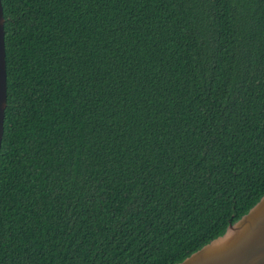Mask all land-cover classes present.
<instances>
[{"label":"trees","instance_id":"1","mask_svg":"<svg viewBox=\"0 0 264 264\" xmlns=\"http://www.w3.org/2000/svg\"><path fill=\"white\" fill-rule=\"evenodd\" d=\"M0 264H174L264 194V0H2Z\"/></svg>","mask_w":264,"mask_h":264},{"label":"water","instance_id":"2","mask_svg":"<svg viewBox=\"0 0 264 264\" xmlns=\"http://www.w3.org/2000/svg\"><path fill=\"white\" fill-rule=\"evenodd\" d=\"M5 17L0 0V149L7 107ZM174 264H264V194L208 243Z\"/></svg>","mask_w":264,"mask_h":264}]
</instances>
